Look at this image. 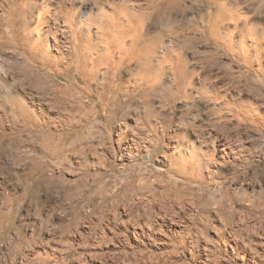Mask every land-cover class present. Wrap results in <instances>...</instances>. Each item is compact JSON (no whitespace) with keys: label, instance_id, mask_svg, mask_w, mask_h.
Returning <instances> with one entry per match:
<instances>
[{"label":"bare ground","instance_id":"6f19581e","mask_svg":"<svg viewBox=\"0 0 264 264\" xmlns=\"http://www.w3.org/2000/svg\"><path fill=\"white\" fill-rule=\"evenodd\" d=\"M0 48L14 63L0 59V111L38 126L41 157L19 155L30 163L31 187L50 185L55 170L72 161L87 164L88 158L94 169L120 165V177L136 173L144 184L146 168L133 163L140 154L146 160L154 157L161 170L150 169L152 180L178 188L162 190L152 200L125 193L110 197L105 229L111 235L120 227L135 240L144 236L166 244L165 238L182 234L181 189L202 191L206 186L215 152L209 138L214 136L221 145V158L231 150L223 134L204 132L194 123L198 113L192 105L207 119L216 116L234 128L264 120V0H0ZM222 58L228 64H222ZM240 68L256 69L262 86L247 79L249 89L229 95L218 83L243 78L235 74ZM94 94L97 103L86 109L88 96ZM134 97L139 102L133 114L123 115L125 103ZM171 104L179 111L175 118L164 111ZM84 110L95 113L93 118L104 113L103 119L97 118L104 136L119 112L116 159H105L104 151H97L90 126L76 128ZM59 115L69 119L65 127L57 125ZM235 238L228 240L229 247L245 253ZM261 238L253 243L263 249ZM94 242L82 243L79 252L87 255L86 264H105ZM48 243L42 250L56 252Z\"/></svg>","mask_w":264,"mask_h":264},{"label":"rangeland","instance_id":"374dc122","mask_svg":"<svg viewBox=\"0 0 264 264\" xmlns=\"http://www.w3.org/2000/svg\"><path fill=\"white\" fill-rule=\"evenodd\" d=\"M187 4L195 9L191 3ZM0 59L14 64L5 49L0 48ZM220 60L222 64H228L223 61L225 59ZM240 70L235 74L243 75V78H237V83L232 84L228 80L218 83L223 90L225 87L224 92L228 91L229 95L234 90L249 89L247 79L256 81L257 87L262 86L256 69L248 72L244 68ZM87 99L86 109L98 101L95 94ZM138 102L135 97L129 104L127 101L123 115H132ZM171 106L166 105L163 109L165 114L175 118L179 111L175 104ZM98 107L101 110L99 104ZM192 109L198 113L194 123L204 132L213 130L212 134H223L231 150L229 156L221 158L218 154L221 145L214 136L209 138V146L215 149L214 158L209 161L211 176L202 191L191 186L181 189L185 202L178 214L184 228L182 234L165 238L168 241L166 244H160L159 240L153 242L144 236L135 240L130 232L120 230V227L116 229V236L106 233L105 229L106 217L111 209L105 202L113 195L125 193L133 198L138 196L152 200L153 195L162 190L167 193L177 191L173 184L166 186L161 179L152 180L150 169L161 172L155 166L154 157L153 160H146L138 154L133 160V163H140L146 168L144 184L138 182L136 173L120 177V165H114L111 170L94 169L88 165L91 162L88 158L87 164L72 161L70 165L65 164L64 169L55 170L56 178L50 185L42 183L31 187L27 170L30 163L23 161L19 155L34 157L32 153H35V156L41 157L38 126L24 117L0 111V264H72L74 261L86 264L87 255L80 253L79 247L82 243L94 241V251L105 264H264V248L253 243L259 235L264 239V120L255 126L234 128L226 121H219L216 116L212 120L207 119L201 110H196V106L192 105ZM92 114L84 110L76 128L90 126L95 134L93 142L97 151H104L102 157L105 159H116L113 153L118 151L115 127L120 120L119 112L112 118L108 137L98 131L97 118L103 119L104 113L101 112L97 118H93L95 113ZM58 118L59 123L55 121L57 125L65 127L69 122L63 115ZM31 119L35 120V117ZM100 209V213H96ZM216 215L222 217L221 222ZM230 226L235 232L230 233ZM46 231L51 233L50 237ZM230 235L247 249L245 253L239 247L235 251L229 247ZM47 241L50 246L56 247V252L42 250Z\"/></svg>","mask_w":264,"mask_h":264}]
</instances>
